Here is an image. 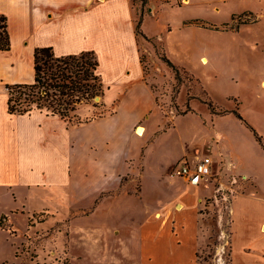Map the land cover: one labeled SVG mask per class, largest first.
Segmentation results:
<instances>
[{"label":"rangeland","instance_id":"rangeland-1","mask_svg":"<svg viewBox=\"0 0 264 264\" xmlns=\"http://www.w3.org/2000/svg\"><path fill=\"white\" fill-rule=\"evenodd\" d=\"M134 3L139 20L141 12L148 11L149 2L134 0ZM152 5L158 9L157 15L146 13L141 25V30L153 37L142 51V62L159 93L163 116L171 129L149 149L142 196L139 193L143 171L140 153L144 150L141 149L144 140L132 139L130 146L125 147L128 151L123 149L130 154L123 161L124 172L108 173L105 167L113 165L122 147L111 149L107 138H96L97 128L90 122L71 124L35 111V115L46 120L29 124L23 121V185L12 187L13 194L16 188L19 191L14 194L17 208L3 222L12 228L13 238L4 236L0 241L14 248L10 264H155L145 254L140 229L148 225V220L161 221L162 225L165 204L183 191V187L168 180L167 176L171 175L164 160L165 152L182 146L180 131L185 134L184 145L190 148L194 141L202 146L198 156L213 159L212 175L206 179L215 183V189L199 207L205 219L206 238L200 239L199 245L204 246L197 254L196 264H231V244L235 263L246 262L243 248L253 236V220L264 217V205L257 200L264 199V148L251 129L244 122L241 124L242 120L228 117L241 124L236 127L231 121L223 126L237 143L233 158L243 162L253 177L247 178L240 172L234 174L231 167L236 163L228 159L225 140L207 133L209 128L206 131L202 121L210 114L207 103L211 101L215 112L238 110L264 139V0H232L222 4L217 13L207 8L201 14L202 20L218 27L231 26L234 12L238 15L234 25L258 17L255 23L240 25L239 30L229 32L193 26L189 29L185 18L197 12L161 1L153 0ZM193 6L195 3L189 9ZM163 54L189 71L181 74L180 84L163 61ZM203 55L209 58L207 64L202 62ZM191 95L198 99L195 101L198 113L182 115ZM96 102H101V98ZM96 111L93 105H83L78 114L84 119ZM175 115L181 116L174 129ZM157 122L151 125L152 130L158 129L161 123ZM107 149L111 154L103 153ZM33 153L34 162L31 161ZM99 155L105 158L99 159ZM96 165H102L105 173L85 172L87 167ZM253 182L254 186L246 193L248 196L237 202L239 210L234 207L229 213L234 199ZM195 198L197 195L193 192L185 196L187 217L194 215ZM229 217L236 221L231 244ZM246 217L249 218L246 220ZM120 230L127 231L124 237H117ZM175 256L184 257L180 251Z\"/></svg>","mask_w":264,"mask_h":264},{"label":"crops","instance_id":"crops-1","mask_svg":"<svg viewBox=\"0 0 264 264\" xmlns=\"http://www.w3.org/2000/svg\"><path fill=\"white\" fill-rule=\"evenodd\" d=\"M152 1L148 0V13L156 16L158 9L152 5ZM154 1L177 4L180 8L197 12L198 14L185 18V23H187L195 20L204 21L200 17L207 8L217 13L221 10L222 4L232 0ZM194 3L195 6L189 9ZM137 12L134 0H0V15L7 17L11 39V49L0 51V220L3 217L8 220L12 210L17 208L14 194H19V191L16 188L13 194L12 187L23 185V121L29 124L34 120H46L40 115H35L34 112L31 115H16L8 111L7 85L34 83L35 51L38 48H52L58 57L80 55L85 52H94L97 55L98 71L106 87L105 96L101 98V101L108 111L114 110V113L109 112L104 117L90 123L97 128L96 138L108 139L109 148L122 147V152L113 165L105 167L108 173L124 172L123 161L125 162V157H130V154L124 153V150L126 146H130L132 139L145 141L141 146L144 150L140 153L143 171L140 174L141 190L139 193L142 196L143 175L150 154L149 149L153 148L156 141L163 138L171 128L166 125L167 120L163 116L159 93L151 83L142 62V51L144 48L147 49V41L153 37L147 35L144 29L142 30L143 36L138 34ZM234 15L237 13L232 14V20ZM192 26L205 29V27L195 25H187V28L192 29ZM201 59H207L209 62V58L205 55L201 56ZM195 101L196 99L190 101L193 111L184 112L182 115L198 113ZM208 110L210 114L207 119L210 122L204 118L203 128L206 127V131L209 128L207 133L212 134L214 138L223 137L224 144L228 145V159L236 163L235 167H231L234 174L240 172L243 176L252 178L248 167L244 168L243 162L237 160L236 157L233 158L232 153L237 143H234L233 136L223 128L227 122L231 121L236 127H241L243 121L240 124L232 118L227 119L235 116L231 113L233 110H229L228 114L213 113L210 109ZM179 116L181 115L173 117L174 129ZM47 118L54 117L47 116ZM157 121L161 124L157 130H152L151 125ZM163 124L165 126L162 127ZM140 126L146 129L143 137L136 134V129ZM180 134L182 146L179 145L176 150L165 152L164 160L165 165L169 167V173L182 158H187L192 164L197 163L201 158L198 154L199 147L202 146L192 141V147L189 148L183 143L185 134L182 131ZM110 151L107 149V152L103 153L111 154ZM215 154L217 156V153ZM32 156L34 160L31 161H36L34 153ZM102 158L105 156L99 155V159ZM159 158H162V154ZM231 164L233 165V162ZM85 172L93 175L105 173L102 165L87 167ZM206 177L200 182L186 183L185 178L167 176L168 180L175 185L183 187V191L165 204L166 213L162 225L161 221L148 220V225L140 229L145 240V254L148 255L149 261L155 264H196L197 254L204 246V244L199 245L200 239L201 237L206 238L205 219L199 207L207 197L213 194L215 189V183L210 182ZM252 186L254 182L234 199L228 209L229 213L232 212V208L235 209L234 207L239 210L237 202L248 196L246 193ZM191 192L197 195L194 199L197 206L193 209L194 215L187 217L188 206L185 196ZM257 200L264 205L263 198L258 197ZM249 217H246V220ZM242 220L245 218L242 217ZM257 220H253L255 221V229H251L253 236L243 248L246 254L244 264H264V217H259ZM235 222L232 217H229V231H227L230 244ZM126 232V230H120L117 237H124ZM4 236L11 239V230L0 228V241ZM179 251L184 255L183 258L175 256ZM230 252L231 264H236L232 244ZM13 253L15 251L12 246L6 247L0 244V264H10L13 261Z\"/></svg>","mask_w":264,"mask_h":264},{"label":"trees","instance_id":"trees-1","mask_svg":"<svg viewBox=\"0 0 264 264\" xmlns=\"http://www.w3.org/2000/svg\"><path fill=\"white\" fill-rule=\"evenodd\" d=\"M146 12L142 13L138 20V34L143 36L141 30L142 22ZM253 15V13H250ZM238 15L233 16V24L222 27L210 25L208 22L195 20L187 22L186 25H196L200 27L213 28L216 30H239L240 25L255 23L254 20L246 19L234 25ZM11 49V39L8 31L7 17L0 15V51ZM164 50V49H163ZM163 61L172 69L178 84L182 82V73L188 74L185 68L174 64L165 54ZM99 60L94 52H85L80 55H70L58 57L52 48H38L35 51V80L32 84L7 85L9 93L8 111L10 114L31 115L35 111L45 113L49 117H59L71 124H84L104 117L108 112L103 101L96 102L97 98H103L106 87L99 74ZM193 78L195 75H191ZM199 83H201L200 79ZM204 87V86H203ZM192 96V95H191ZM196 99L193 96L185 105V113L193 111L190 101ZM83 105H93L96 112L90 117L81 119L78 111ZM213 113V103H207ZM220 114H228L229 110L218 109ZM114 113V110L110 111ZM237 118L242 120L248 128L255 134L257 141L264 148V139L255 128L241 115L238 110L231 111ZM6 217L0 220V228H12L5 225Z\"/></svg>","mask_w":264,"mask_h":264},{"label":"built area","instance_id":"built-area-1","mask_svg":"<svg viewBox=\"0 0 264 264\" xmlns=\"http://www.w3.org/2000/svg\"><path fill=\"white\" fill-rule=\"evenodd\" d=\"M213 171V159L205 156L192 164L187 158L180 159L171 169L170 175L182 177L188 181H197L206 176H211Z\"/></svg>","mask_w":264,"mask_h":264},{"label":"bare ground","instance_id":"bare-ground-1","mask_svg":"<svg viewBox=\"0 0 264 264\" xmlns=\"http://www.w3.org/2000/svg\"><path fill=\"white\" fill-rule=\"evenodd\" d=\"M185 2H186V1H185ZM202 62H203L204 64H207V63H208V60H207V59H203ZM145 131H146L145 127L140 126V127H138V128L136 129V134H137L138 136L142 137V136H144Z\"/></svg>","mask_w":264,"mask_h":264},{"label":"water","instance_id":"water-1","mask_svg":"<svg viewBox=\"0 0 264 264\" xmlns=\"http://www.w3.org/2000/svg\"><path fill=\"white\" fill-rule=\"evenodd\" d=\"M97 99H99V98H97Z\"/></svg>","mask_w":264,"mask_h":264}]
</instances>
